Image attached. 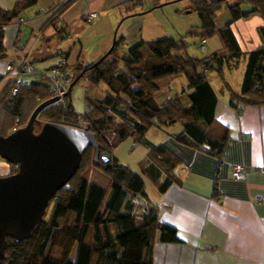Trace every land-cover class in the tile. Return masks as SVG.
I'll return each mask as SVG.
<instances>
[{"label":"trees","instance_id":"1","mask_svg":"<svg viewBox=\"0 0 264 264\" xmlns=\"http://www.w3.org/2000/svg\"><path fill=\"white\" fill-rule=\"evenodd\" d=\"M227 2L195 0L194 10L200 16L201 26L191 32L203 39L218 33L227 49L224 55L190 57L185 37L141 43L124 54L120 50L124 40L117 37L113 50L96 63L76 65L72 73L67 72L65 65H56L54 70L71 76V91L86 78L94 86L106 85L109 92L105 99L89 102L88 110L83 113L77 112L70 96H66L43 109L39 121L80 129L89 125L96 134L100 152L110 154L111 160L96 165V149L90 147L85 151L77 174L57 192L49 204V216H44L32 236L19 242L8 237L2 264H155L153 249L158 236L164 243L179 241L177 230L159 221V207L150 200L144 178L164 194L173 184H180V171L188 167L180 168L181 159L167 141L158 144L149 141L148 132L162 129L179 145L206 152L221 161L230 133L214 120L216 97L207 79L208 69L218 71L224 90L231 94V105L238 110L247 105L264 106V48L249 54L240 92L233 90L223 74L225 65L232 68L230 61L242 56L231 29L232 22L246 18L251 12L264 15V0H246L255 7L251 12H244L243 1L238 0L229 6L233 21L217 29V12ZM73 3L70 0L62 5L55 12L54 21ZM36 4L37 0H19L12 10L0 9V29ZM5 58L1 38L0 61ZM26 73V79L19 76L11 80L0 93L3 114L0 126L7 130L1 132L4 136L16 125L25 127L37 106L52 98V82L45 72ZM183 74L190 91L184 90L159 104L156 99L161 90L159 82ZM20 78L26 84L13 96L11 89ZM3 79L0 76V83ZM7 117L12 119L10 129L5 126ZM179 126L180 132L173 131ZM129 138L148 148L146 157L139 163L140 173L121 164L113 153ZM10 166L11 174L16 173L17 166ZM214 188V195H218L216 184Z\"/></svg>","mask_w":264,"mask_h":264},{"label":"crops","instance_id":"2","mask_svg":"<svg viewBox=\"0 0 264 264\" xmlns=\"http://www.w3.org/2000/svg\"><path fill=\"white\" fill-rule=\"evenodd\" d=\"M18 1L0 0V9L12 10ZM68 1L37 0L19 17L23 24L15 19L0 29L6 53L0 61L4 88L16 78L5 71L15 58L28 62L38 74L51 72L55 60L64 58L67 72L72 73L76 65L87 66L105 57L117 37L124 40L120 50L172 38L166 36L162 22L154 19V11L172 0H74L54 21L55 12ZM246 6L244 12L255 8L247 2ZM91 12L98 14L97 20H87ZM263 16L251 12L233 21L230 13L226 23L216 20L215 24L221 29L233 21L231 29L242 55L248 58L251 52L264 48ZM229 84L237 92L243 85ZM209 85L216 97L214 120L229 129V140L219 162L168 136L163 139L180 157V168L188 169L180 171V184H173L164 194L157 191L152 201L159 207V221L175 228L179 239L164 243L158 236L153 260L155 264H264V106L247 105L238 110L221 83ZM171 90L169 87V93ZM162 93L160 90L156 99ZM169 96L165 100H170ZM173 131L180 132L181 127ZM237 166L245 167L240 180L233 177ZM215 184L218 195H214Z\"/></svg>","mask_w":264,"mask_h":264},{"label":"water","instance_id":"3","mask_svg":"<svg viewBox=\"0 0 264 264\" xmlns=\"http://www.w3.org/2000/svg\"><path fill=\"white\" fill-rule=\"evenodd\" d=\"M113 48L114 44L108 53ZM60 100L52 97L39 104L25 127L7 136L0 132V157L18 168L0 177V264L6 258L8 237L19 242L32 236L57 192L77 174L85 151L96 149V165L111 160L110 154L100 152L89 125L80 129L39 121L40 112ZM36 125H40L38 132Z\"/></svg>","mask_w":264,"mask_h":264},{"label":"rangeland","instance_id":"4","mask_svg":"<svg viewBox=\"0 0 264 264\" xmlns=\"http://www.w3.org/2000/svg\"><path fill=\"white\" fill-rule=\"evenodd\" d=\"M235 1L236 0H228V2L223 5V8L218 10V22L226 23V20L230 14L227 7L232 4L234 5ZM242 1V10L247 11L248 7L246 6V0ZM194 3L195 0H172L154 11V19L162 22L165 30L167 31L166 36L172 37L174 39L185 37V40L187 41L186 51L190 57L202 59L208 56H213L215 52L219 53L227 51L218 33L206 39H203L199 35L191 34L192 31L198 30V28L201 26L200 16L198 12L194 10ZM203 45L206 46L207 51L202 50ZM121 51L126 54L129 50L122 49ZM148 52L150 54V51ZM247 62V56L242 55L238 60L232 59L230 61V63L233 64L232 68L228 65H225L223 68V74L226 82L229 83V81H231L234 86L238 85L240 87L244 81ZM206 75L210 84L219 86L221 83V85H223L221 77L216 69H208ZM159 85L161 87V91L163 92L157 98V102L159 104L166 102L167 100L165 99L168 95H170V98L168 99H171L175 95L181 94L184 90H186V92L190 91L188 79L184 74L163 79L159 82ZM4 86L5 83L0 84V93L3 91ZM169 87L172 89L170 93ZM108 92L109 89L106 85L101 84L99 86H94L86 78H83L72 89L70 101L77 112L83 113L88 110L89 102L105 99L108 95ZM26 106H28V103ZM2 117L3 114L0 113V120H2ZM4 121L5 126H8L10 129L12 119L7 117V119ZM4 129V127L0 126V132H7V130ZM175 129L179 130V127H176ZM39 130L40 125H36L35 132H38ZM166 137L167 135L164 130L156 128L151 129L147 134V139L152 143L157 144L161 143ZM113 153L121 164L129 166L133 171L140 173L139 163L146 157L148 148L143 144H136L134 139L129 138L121 143ZM11 172L12 170L10 164L0 157V177L11 175ZM144 179L146 181V191L150 197V200L154 201L158 196V190L147 177ZM50 209V206H48L45 214L46 218L49 216Z\"/></svg>","mask_w":264,"mask_h":264},{"label":"built area","instance_id":"5","mask_svg":"<svg viewBox=\"0 0 264 264\" xmlns=\"http://www.w3.org/2000/svg\"><path fill=\"white\" fill-rule=\"evenodd\" d=\"M98 19V14L96 12H91L87 14V20L88 21H94ZM17 21L19 24H23L24 20L22 18H17ZM202 50H206V46H202ZM55 64L58 66H63L66 64V60L64 58H57L55 60ZM6 74L11 76L19 77L20 74H25L26 72H32L34 71V68L28 63L23 61L22 59L15 58L12 62H9L6 65L5 68ZM20 72V74H19ZM45 77L51 80L52 87L50 91V95L52 97H60L61 99L65 98L67 96L68 91L71 87V76L68 74H64L60 72L59 70H53L51 72H45ZM26 81L23 78H20L18 83L14 85L11 89V94L15 96L18 92L21 86L25 85ZM20 129L19 125H16V127L13 129V132ZM245 172V167L238 166L235 168L234 171V178L236 180H239L242 178Z\"/></svg>","mask_w":264,"mask_h":264}]
</instances>
